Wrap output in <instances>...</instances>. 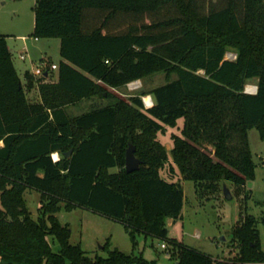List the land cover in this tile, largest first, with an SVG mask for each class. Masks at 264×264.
Returning a JSON list of instances; mask_svg holds the SVG:
<instances>
[{"label":"trees","instance_id":"1","mask_svg":"<svg viewBox=\"0 0 264 264\" xmlns=\"http://www.w3.org/2000/svg\"><path fill=\"white\" fill-rule=\"evenodd\" d=\"M33 10L32 35L57 37L61 59L56 79L52 70L37 78L26 70L23 83L0 33V264H158L108 237L104 255H89L57 217L62 202L119 221L133 248L138 234L161 239L177 264H264L252 214L232 231L231 259L168 237L165 219L181 215L184 192L161 175L168 150L157 138L183 118L169 151L197 190L254 177L247 132L264 136V0H35ZM158 71L175 76L150 88V106L144 91L124 99L109 90ZM250 78L255 92L244 90ZM32 87L39 102L28 99ZM94 96L108 101L67 112ZM129 143L141 164L126 172ZM27 188L40 192L37 217Z\"/></svg>","mask_w":264,"mask_h":264},{"label":"rangeland","instance_id":"2","mask_svg":"<svg viewBox=\"0 0 264 264\" xmlns=\"http://www.w3.org/2000/svg\"><path fill=\"white\" fill-rule=\"evenodd\" d=\"M35 0H0V33L6 34V42L11 49L14 66L22 79L27 69L33 70L39 62L48 64L55 63L61 59L57 37L37 38L32 35L34 24ZM24 36V37H23ZM25 54V59L19 57L20 53ZM235 50L229 48L226 57H234ZM52 72H56L54 69ZM175 75H166L164 71L154 72L143 79H137V87L129 88L127 84L119 88H109L114 94L127 99L130 94H142L144 105L145 96L150 88L172 79ZM35 78L39 77L34 75ZM50 76V80L54 79ZM257 87V78H250L245 81L244 90L253 91ZM28 95L32 102H39L41 96L38 87ZM107 98L94 96L80 99L73 104L66 106L70 115H76L90 108L92 104L106 103ZM147 105V104H146ZM183 118L177 120L176 126H165L157 133V138L164 142L168 150V159L161 168V175L175 178L184 192L183 208L179 217H166L168 237L175 238L186 245L199 251L209 254L217 259H231L238 252V242L232 236L233 229L238 226L243 216L252 214L257 219L259 230L260 246L264 251V136H261L256 127L248 129V143L256 162L255 175L247 178L243 185L235 184L232 180H219L213 188L200 186L199 190L190 179H184L176 165L172 164L170 155V134L172 132L181 134ZM127 147V146H126ZM210 148V146H208ZM58 157L57 152L52 153ZM177 171H175V169ZM112 167L109 171H115ZM177 172V173H176ZM176 173V174H175ZM226 186L231 197L226 198L223 194V186ZM25 202L33 217H37L40 192L33 188H27L24 192ZM62 223H67L71 230L70 242L80 243L81 247L91 256L96 253L105 254L103 243L108 237L112 246L130 253H141L147 259H156L158 264H177L166 248L161 246L162 240L154 236L137 235V244L132 247L131 240L125 231L123 224L88 208L76 206L71 210L64 208L56 213ZM52 248L57 250L59 244L53 240Z\"/></svg>","mask_w":264,"mask_h":264},{"label":"water","instance_id":"3","mask_svg":"<svg viewBox=\"0 0 264 264\" xmlns=\"http://www.w3.org/2000/svg\"><path fill=\"white\" fill-rule=\"evenodd\" d=\"M44 74L47 75V71ZM70 152L71 149H69L66 152V155L69 156ZM140 164H141V160L134 153V145L132 143H129L125 149V161H124L125 171L126 172L134 171L139 168ZM223 194L226 198L231 197V193L225 185L223 186Z\"/></svg>","mask_w":264,"mask_h":264},{"label":"built area","instance_id":"4","mask_svg":"<svg viewBox=\"0 0 264 264\" xmlns=\"http://www.w3.org/2000/svg\"><path fill=\"white\" fill-rule=\"evenodd\" d=\"M235 56H236V54H235ZM235 56L234 57H232V58H235ZM19 57L21 58V59H23V58H25V54L24 53H20L19 54ZM227 58H230V57H227ZM53 69H57V64H55V63H50V64H48V63H46L45 61L44 62H39V64L31 71V73L33 74V75H37V76H41V75H43L46 71H47V74H48V71L49 70H53ZM127 84V86L129 87V88H134V87H137L138 86V84H139V82H138V80L136 79V80H132V81H129V82H127L126 83ZM245 91H247V90H245ZM256 91V89H254L253 91H247V92H255ZM152 103H153V101L151 100L150 102H147L146 104H145V106H150V105H152ZM53 155V154H52ZM52 158L54 159V160H56L58 157H54V156H52ZM161 246L162 247H164V248H166V244L165 243H161Z\"/></svg>","mask_w":264,"mask_h":264},{"label":"crops","instance_id":"5","mask_svg":"<svg viewBox=\"0 0 264 264\" xmlns=\"http://www.w3.org/2000/svg\"><path fill=\"white\" fill-rule=\"evenodd\" d=\"M5 35H6V34H5ZM23 37H24V36H23ZM35 39H37V37H35ZM58 45H59V39H58ZM7 46H8V44H7ZM8 48H9V46H8ZM9 50H10V52H11V49H10V48H9ZM11 54H12V53H11ZM23 59H25V58H23ZM12 61H13V60H12ZM13 64H14V63H13ZM26 70H29L30 72L32 71V70L27 69V68H26ZM26 70H25V71H26ZM54 70H55L56 72L53 73V76H54L53 78L56 79V77H57V69H54ZM18 75H19V74H18ZM21 81H22V79H21ZM22 82H23V83L25 82V78H24V80H23ZM33 90H34V88L32 87L31 90H29V91L27 92V96H28L29 93H31V91H33ZM0 143H2V142H0ZM170 146H171V144H170ZM169 149H170V148H169ZM172 164H173V162H172ZM173 165H174V164H173ZM174 169H175V171H177L176 168H174ZM176 173H177V172H176ZM176 173H175V174H176ZM177 177H178V175H177V176L175 175V178H172V177H166V178H168V179L170 178V179L176 181V178H177Z\"/></svg>","mask_w":264,"mask_h":264},{"label":"bare ground","instance_id":"6","mask_svg":"<svg viewBox=\"0 0 264 264\" xmlns=\"http://www.w3.org/2000/svg\"><path fill=\"white\" fill-rule=\"evenodd\" d=\"M145 101H146V102H150V101H151V97H150L149 95H146V96H145Z\"/></svg>","mask_w":264,"mask_h":264}]
</instances>
